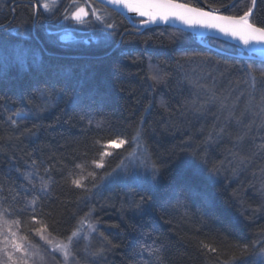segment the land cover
I'll list each match as a JSON object with an SVG mask.
<instances>
[{
	"label": "trees",
	"instance_id": "1",
	"mask_svg": "<svg viewBox=\"0 0 264 264\" xmlns=\"http://www.w3.org/2000/svg\"><path fill=\"white\" fill-rule=\"evenodd\" d=\"M15 1L21 0H0V39L17 45L11 31L27 30L32 32L27 47L41 55L40 64L28 71L14 67L7 78L0 72V210L12 222L20 221V236L48 250L29 231L33 216L50 224L49 239L64 242L92 209L93 223L111 245L93 233L73 246L70 264H242L245 257L238 252L230 260L236 251L232 245L247 244L249 251L264 245V149L258 147L264 144V64L214 51L195 35L170 26L141 31L118 12L111 16L117 34L108 41L105 33L89 28L76 31L71 43L54 44L44 34L50 32L47 28L65 27L61 13L69 0H61L52 15L40 10L37 20L31 3L12 6ZM181 1L215 9L232 4L228 15L250 6V0ZM252 21L264 25V0H257ZM129 30L133 32L121 38ZM154 74L159 81L151 79ZM53 87L62 88V96L54 106L38 110L42 92ZM213 95L216 99L210 100ZM205 101V111H192ZM29 109L31 118L15 125L9 120L15 119L14 112ZM229 113L234 116L227 134L204 143L214 127L225 125ZM208 116L214 120L204 122ZM247 124L252 130L237 143ZM138 127L143 130L142 151L131 141ZM116 135L130 143L105 157L104 168L88 163L81 173L75 167L96 156L97 139ZM136 148L160 166L158 181L119 185L131 195L122 192L114 203L97 206L93 200L108 181L106 174ZM205 150L207 164L198 158ZM237 152L243 164L231 154ZM222 161L227 170L213 174L211 167ZM228 161L236 166L235 174ZM93 170L97 187L91 177L83 181L87 191L71 183ZM28 172L32 176L25 179ZM45 182L47 190L40 191ZM35 196L39 199L33 206L29 202ZM142 196L147 199L142 210L128 208L129 201L139 202ZM201 242L219 252L208 251ZM100 247L106 249L103 257L94 256Z\"/></svg>",
	"mask_w": 264,
	"mask_h": 264
},
{
	"label": "snow or ice",
	"instance_id": "2",
	"mask_svg": "<svg viewBox=\"0 0 264 264\" xmlns=\"http://www.w3.org/2000/svg\"><path fill=\"white\" fill-rule=\"evenodd\" d=\"M257 0H250V6L246 11H243L242 14L237 15H224L220 14L218 9L210 8V10H205L203 7H195L189 3L181 2V0H69V3L64 8L61 13L62 19L72 26L73 31H83L85 29H93L94 31H99L105 33L104 40L108 41L111 37L117 34V26L115 23L111 22V16L113 12L117 10H126L127 12L135 13L139 17H144L140 21L142 24L155 23L156 21H162L167 23L170 20L179 21L182 24L188 26L189 28H206L210 30H216L227 37H231L240 41L250 53H259L261 56H264V25H259L254 23L251 19L253 15V10L256 6ZM227 5H225L226 7ZM58 7V0H38L37 3L33 5L35 11L39 12L41 9L45 14H54L56 8ZM38 18V17H37ZM67 35H61V40H66ZM255 45H260L261 47L257 48ZM41 62V55L31 48L15 46L12 47L9 44L8 38L0 39V72L3 76L7 78L9 70L18 67L22 71H28L32 66L39 65ZM261 64H264V59L261 60ZM254 71L251 65H249V74ZM261 76H264V68L260 70ZM153 81H159L160 77L156 74L151 76ZM64 90L52 88L50 91H43L42 97L44 103L39 106L38 110H44L45 108L54 106V101L58 96H62ZM210 100H215L216 97L213 95L209 98ZM31 103V101H29ZM208 101L195 106L192 111L194 113H202L206 110ZM221 107H225L223 102H221ZM264 112V109L261 110ZM31 110L25 111H16L14 112L15 119L11 116L9 120L12 124H16L18 120L22 121L25 119L31 118ZM259 115V113H258ZM234 114L229 113L228 118H226V123L219 128L214 127L212 131L209 132L207 139L204 143H210L215 139L227 134V125L231 122ZM239 122V121H237ZM261 127L264 128V121H262ZM245 131L243 134L236 136V142L240 143L244 140L245 136L252 130L250 124L245 125ZM143 136L142 128H137L134 136L131 137V141L136 143V146L140 147V141ZM130 140L121 136L116 135L107 139H97L94 142L97 152L96 156L90 161L84 163H77L76 168L81 170V173L86 171L85 165L90 163L95 165L96 168L105 167V157L113 155L115 149L123 148L125 145H128ZM258 147L264 149V144L259 145ZM147 152L146 147L144 148V153ZM144 153L136 154L133 153L129 160L139 161L144 168L143 174L138 171L135 167L130 168L128 165L121 163L117 168H113L110 173H107L105 179H108L116 174L117 176H122L128 182L132 184H143L151 181L155 183L158 181L160 175V166L151 161L150 158L145 157ZM239 160L240 164L244 163V158L239 157V153H231ZM194 156L197 155V152L193 153ZM198 158L202 163L207 164V152H200ZM33 165L36 164V161L32 162ZM228 166L231 168L233 174L236 172V166L233 165L232 161L227 162ZM227 169L225 168V162H220L219 164H214L210 171L215 175H220ZM19 171V169H17ZM48 169H45L47 172ZM38 175V170H37ZM32 176L31 172H28L25 175V179H28ZM91 177L92 187H97L95 181L97 173L93 171H88L87 175H80L79 179H72L71 183L78 188H84L86 191V185L83 183L84 180H87ZM43 180V177H40ZM35 188V185H33ZM47 190V183L45 182L44 187L40 191ZM39 196H35L29 203L33 206L36 205ZM147 202L145 197H140L139 202L133 201L132 206L135 210H142L143 205ZM35 211V208H33ZM95 217L93 216V210L90 209L78 220V225L80 227L74 229L70 236L67 237L68 243L63 242H54L49 239L51 235L50 224L46 222L43 218L36 219L35 216L31 218V223L34 225L29 231L34 232L36 236L40 237L42 240L46 241L47 244L53 245V251H59L62 253L65 262L69 259V256L72 254L70 248L73 245V238L78 237L81 233L83 227L86 225L89 231V235L93 233H98L99 236L111 245V241L107 240V237H104L102 232H98V224L93 223ZM5 224L8 222L5 220ZM17 228L20 225V221L16 220L13 222ZM8 232L11 234V239L7 235L0 232V235H4L3 244L4 247L0 248V253H3L4 259H0V264H17V261L14 259V253L20 252L25 256L28 255L26 245L30 243L29 237L27 235L19 236L18 232L12 231L11 227L8 228ZM47 233L48 235H45ZM202 243V247L208 249V251L213 253H218L219 249L217 247H212L208 244ZM143 248L144 245H141ZM236 251L233 252L230 256V260L236 259V252L240 256L245 257L243 264H264V245H261L260 248L252 247V250L249 251V246L247 244L232 245ZM12 249V251H9ZM106 249L100 247L96 252L93 253L94 256L103 257ZM26 264V262H25ZM223 264H230V261H223Z\"/></svg>",
	"mask_w": 264,
	"mask_h": 264
},
{
	"label": "rangeland",
	"instance_id": "3",
	"mask_svg": "<svg viewBox=\"0 0 264 264\" xmlns=\"http://www.w3.org/2000/svg\"><path fill=\"white\" fill-rule=\"evenodd\" d=\"M60 1L61 0H58V5H59ZM37 2H38V0L35 3H37ZM41 11H43V10L41 9ZM46 15H52V14H46ZM251 19H252V17H251ZM62 23H64L65 27L60 29V30L59 29L54 30L51 27L47 28L50 30V32L46 31L44 35L48 41L53 42L54 44L57 43L58 40L66 43V44L74 41V36H75L74 33L76 31L72 30V26L70 24H68V22L63 20L61 22V24ZM26 31H21L18 29L12 30L11 31L12 35L16 39H19V43L17 45L14 43L15 45H10V46H12V47H15V46L27 47L26 42H28V41L31 42L32 32H26ZM34 35H35V33H34ZM61 35H67L68 38L66 40H61L60 39ZM37 38H38V36H37ZM205 41H206V43H208L210 45L213 44V45H215L214 47H216L222 51H225L227 53H230V54H234V55H246L247 54L246 51H244L243 49H241L238 46H232L229 44H220L217 42L209 41L208 39H205ZM197 42L199 43L198 40H197ZM204 120H205L204 122H211L214 120V117L208 116ZM137 149L138 148H136L134 150V152H132L129 156H127L126 159L122 163L124 165H128L130 168L135 167L138 171H140L143 174L144 168L140 164V162L136 161V160H132L130 162V160H129V157L133 153H136L138 155L143 153V152H139V151H142V148H139L140 149L139 151ZM129 184H131V183L128 182L126 179H124L122 176H117L116 174H113V176L108 179V181L105 183V185H102V187L97 191L93 201L97 204V206L103 207V206H108L109 204L114 203L113 201L116 199V196L122 192H124L125 194H128L130 196L131 192L128 189L123 190V189H119V187H118L119 185L125 186V185H129ZM133 201L134 200H131V201H129V203H127L129 209H133V206H132ZM5 215L6 214L0 210V232L4 233L5 235L8 236L9 239H11V234L8 232V228L11 227V230L18 232V235L20 236L19 231L17 229V226L15 224H13L12 220H10L11 219L10 217L5 216ZM5 220L8 222L7 224L4 223ZM91 235H89L88 228L85 225L83 227L81 233L78 235V237L73 238V245L70 248V252L72 253L73 246L76 244L77 241H79V240L87 241ZM3 240H4V235H0V248L4 247ZM43 242L45 244H47V242H45V241H43ZM63 243L67 244L68 240L64 241ZM26 248H27V252H28V255H26V256L20 252L14 253V259L17 261V264H25V262H26V264H44L43 261H47V260L51 264H54L55 262H57V264H70V259L72 260V254L69 256V259L65 262L62 253H60L59 251H55V252L53 251V245L48 244V250H46L45 247L43 246V244H41L37 240L31 241L29 244L26 245ZM9 251H12V249H9ZM43 252H45L46 254H43ZM0 259H4L3 253H0ZM8 264H11V262H8Z\"/></svg>",
	"mask_w": 264,
	"mask_h": 264
},
{
	"label": "water",
	"instance_id": "4",
	"mask_svg": "<svg viewBox=\"0 0 264 264\" xmlns=\"http://www.w3.org/2000/svg\"><path fill=\"white\" fill-rule=\"evenodd\" d=\"M23 2H28V3H31L32 5L35 4L34 1H22L21 0V1H15L12 6H15L16 4L23 3ZM184 3H186V2H184ZM193 6H195V7H203V8H205V10H210V8H212V7L204 4L203 2H199L198 5H193ZM231 6H232V4L227 6V7H225V8H221V9H218V10H219L220 14L228 15V14H226V11ZM256 6H257V2H256ZM256 6H255V8L253 10V13H254V11L256 9ZM116 12H118L121 15H123L131 23L133 28L140 29L141 31H143L145 29H148V28L156 27V26H170V27H173V28H176V29H180L182 31H185V32H188V33H191V34L195 35L197 37V40L199 41V43H201L204 46H207V47L211 48L214 51H217V52H220V53H225V54L227 53L225 51H222V50H220V49H218V48L206 43L205 39L215 38V39L226 41L228 43H231V44H234V45L240 47L241 49H243L244 51L247 52L246 55H239L240 57H243V58H246V59H249V60H257V61H260V62H261L262 59H264V56H261L259 53H255V54L250 53L248 51V49L240 41H238L236 39H233L231 37H227V36L223 35L222 33L218 32L216 30H210V29L200 28V27L189 28L188 26L182 24L181 22L173 21V20H170L167 23L158 20L155 23L142 24V23H140V21L143 20V19H146V18L139 17L137 14L131 13V12H127L126 10H117ZM37 17H38V12L36 11V19L35 20H37ZM135 19H138L140 21L136 22ZM131 32H133V31L129 30V31L123 33L121 38H123L124 35H126L127 33H131ZM41 45H42V43H41ZM255 47L259 48L261 46L260 45H255Z\"/></svg>",
	"mask_w": 264,
	"mask_h": 264
}]
</instances>
